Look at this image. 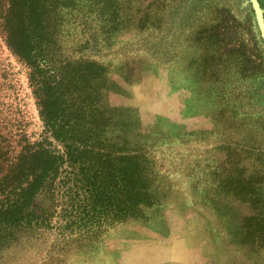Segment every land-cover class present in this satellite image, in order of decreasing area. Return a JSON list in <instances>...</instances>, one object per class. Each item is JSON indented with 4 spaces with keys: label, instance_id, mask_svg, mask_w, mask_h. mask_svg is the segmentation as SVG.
Masks as SVG:
<instances>
[{
    "label": "rangeland",
    "instance_id": "374dc122",
    "mask_svg": "<svg viewBox=\"0 0 264 264\" xmlns=\"http://www.w3.org/2000/svg\"><path fill=\"white\" fill-rule=\"evenodd\" d=\"M121 1L139 21L103 35L84 2L63 16L59 49L106 68L109 137L149 155L153 202L141 216L89 223L66 168L37 198L48 225L14 230L0 264H264L260 231L251 238L245 224L264 215V41L251 5ZM27 72L0 34V142L8 138L11 153L42 133Z\"/></svg>",
    "mask_w": 264,
    "mask_h": 264
},
{
    "label": "trees",
    "instance_id": "16d2710c",
    "mask_svg": "<svg viewBox=\"0 0 264 264\" xmlns=\"http://www.w3.org/2000/svg\"><path fill=\"white\" fill-rule=\"evenodd\" d=\"M84 2L94 7L90 12L103 35L140 19L120 8L121 0H0V34L28 68L42 125L39 138L23 136L13 153L8 138L0 142V243L23 226L48 225L37 198L55 186L66 168L90 207L89 223H103L109 212L116 220L141 216V206L153 202L146 172L149 155L137 144L123 140L119 145L109 137L114 108L104 102V91L110 88L106 68L88 58L61 56L63 16L75 18ZM90 38L94 44V32ZM245 224L246 235L252 238L258 228L257 237L264 241L263 211Z\"/></svg>",
    "mask_w": 264,
    "mask_h": 264
},
{
    "label": "water",
    "instance_id": "95a60500",
    "mask_svg": "<svg viewBox=\"0 0 264 264\" xmlns=\"http://www.w3.org/2000/svg\"><path fill=\"white\" fill-rule=\"evenodd\" d=\"M248 2L251 5V8L254 12L255 21H256L260 36L262 40L264 41V25H263L262 14H261L262 11L258 7L256 0H248Z\"/></svg>",
    "mask_w": 264,
    "mask_h": 264
}]
</instances>
